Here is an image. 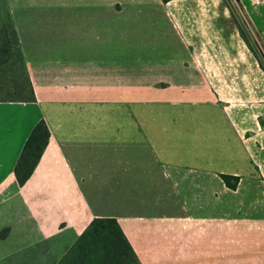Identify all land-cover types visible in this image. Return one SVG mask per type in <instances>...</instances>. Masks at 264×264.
I'll return each instance as SVG.
<instances>
[{"label":"crops","instance_id":"crops-1","mask_svg":"<svg viewBox=\"0 0 264 264\" xmlns=\"http://www.w3.org/2000/svg\"><path fill=\"white\" fill-rule=\"evenodd\" d=\"M7 3L36 100L0 101V264H58L95 218L142 264H264V118L214 89L197 20L185 37L162 0Z\"/></svg>","mask_w":264,"mask_h":264},{"label":"rangeland","instance_id":"rangeland-1","mask_svg":"<svg viewBox=\"0 0 264 264\" xmlns=\"http://www.w3.org/2000/svg\"><path fill=\"white\" fill-rule=\"evenodd\" d=\"M162 1L171 16L169 30L178 29L186 37L189 21L195 18L199 23L197 37L190 31L195 40L191 49L201 57L205 75L219 95L231 102L245 103L257 112L259 120L264 118V0ZM191 5L196 9L189 12L187 7ZM1 7L6 15L7 1ZM163 14L168 18L165 10ZM14 75L20 79L19 68ZM9 92L7 86L0 85V99Z\"/></svg>","mask_w":264,"mask_h":264},{"label":"trees","instance_id":"trees-1","mask_svg":"<svg viewBox=\"0 0 264 264\" xmlns=\"http://www.w3.org/2000/svg\"><path fill=\"white\" fill-rule=\"evenodd\" d=\"M3 1L7 0H0V73L3 74L0 85L7 86L10 92L0 101H35L32 81L17 31L9 8L6 9V15L3 13L1 7ZM16 68L20 70V79L14 75ZM17 94L22 97H15ZM49 138V127L45 120H41L29 136L15 168L20 185H24L31 177L48 145ZM222 178L232 189H236L240 181L238 176L222 175ZM8 232L9 229L3 230L0 237H5ZM58 264L142 263L116 219L95 218Z\"/></svg>","mask_w":264,"mask_h":264}]
</instances>
